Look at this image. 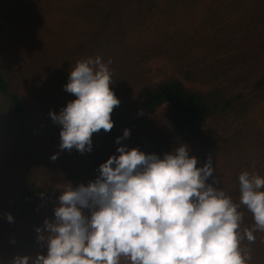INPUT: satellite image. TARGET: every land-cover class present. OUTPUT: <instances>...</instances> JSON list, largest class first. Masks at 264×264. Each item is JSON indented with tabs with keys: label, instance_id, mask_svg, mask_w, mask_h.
Masks as SVG:
<instances>
[{
	"label": "trees",
	"instance_id": "trees-1",
	"mask_svg": "<svg viewBox=\"0 0 264 264\" xmlns=\"http://www.w3.org/2000/svg\"><path fill=\"white\" fill-rule=\"evenodd\" d=\"M2 20L18 62L0 56V264L46 254L36 228L54 219L61 190L94 181L121 145L161 157L187 145L236 203L241 173L264 178V0H17ZM97 56L120 100L114 126L93 133L90 152L61 150L49 113L76 99L69 74ZM238 211L252 230V213ZM254 235L241 242L246 264H264V231Z\"/></svg>",
	"mask_w": 264,
	"mask_h": 264
},
{
	"label": "clouds",
	"instance_id": "clouds-1",
	"mask_svg": "<svg viewBox=\"0 0 264 264\" xmlns=\"http://www.w3.org/2000/svg\"><path fill=\"white\" fill-rule=\"evenodd\" d=\"M111 84L99 56L77 62L64 86L76 99L59 114L49 113L62 126L61 150L90 152L93 133L113 128L111 114L120 100ZM129 136L126 128L116 143ZM117 152L99 166L94 181L61 190L54 219L36 228L46 254L16 256L11 264H121V258L130 264H246L251 259L241 242H253L254 231H264V178L241 173L236 203L207 183L212 160L197 167L187 145L162 157L126 145ZM241 205L252 213V230L241 227Z\"/></svg>",
	"mask_w": 264,
	"mask_h": 264
},
{
	"label": "rangeland",
	"instance_id": "rangeland-1",
	"mask_svg": "<svg viewBox=\"0 0 264 264\" xmlns=\"http://www.w3.org/2000/svg\"><path fill=\"white\" fill-rule=\"evenodd\" d=\"M17 0H0V56L4 58L5 60L8 61L9 65H17L16 63L18 62L16 57L12 54V49L9 43V37L7 33V29L5 27V23L2 20V13L3 9L6 4L10 2H14ZM250 37V38H249ZM252 39L253 42H257V37H253L251 34H248L244 36L243 42H245L246 39ZM255 46L251 45L249 49H254ZM160 67L167 68V66L164 63H160L158 61L151 63V68L153 70H156Z\"/></svg>",
	"mask_w": 264,
	"mask_h": 264
}]
</instances>
